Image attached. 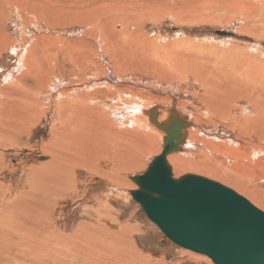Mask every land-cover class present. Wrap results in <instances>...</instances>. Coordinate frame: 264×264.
<instances>
[{"label": "bare ground", "instance_id": "bare-ground-1", "mask_svg": "<svg viewBox=\"0 0 264 264\" xmlns=\"http://www.w3.org/2000/svg\"><path fill=\"white\" fill-rule=\"evenodd\" d=\"M92 1H89L90 4L94 3ZM132 1L134 3L126 6L123 3H108L107 0H102L101 5L97 4L89 10H66L65 15H60L55 9L44 10L49 8L47 6H21L25 12L23 27L27 26L25 28L27 31L44 29L45 21L55 22L51 24L54 25V33L59 32L56 31L59 30L58 27L70 26H82L83 31H79V35L76 33V38L46 35L47 31H44V34L32 40L30 36L27 37L28 42H19L16 38H10L11 34L8 33L6 26L5 30L2 28L1 81L15 82L16 95L24 99L29 109L23 121L21 116L17 115L18 125L12 124L10 119L2 122L1 141L12 140L9 138L10 134H19L33 125L37 121L36 109L43 106L40 96H43L49 86H60L63 88L62 92H58L61 96L57 107L60 124L52 128L48 152L53 155L51 159L48 154L50 160L48 159L44 166L49 165L55 172L56 169L62 172L57 176L49 193L55 190L61 194L65 193L70 183H74L75 174H72V170L76 168L91 170L94 165H99V159L110 160L109 169L112 170L116 189L129 186L128 188L136 190L137 186L130 181L139 175L131 173L146 166L144 163L148 157L163 150L167 135L165 128L181 125L180 136L174 141L177 146L164 156L166 164L169 167L172 165V169L170 167L172 174L190 172L218 179L245 193L251 201L264 208V197H260L252 187L250 189L243 183L257 177L242 176L245 174L243 170L248 169L264 173V68L256 69L259 62L253 64L250 57L232 54L228 57L229 63L240 58L241 60L234 62H241L244 68L240 66L231 69L226 66L225 61L217 57L212 47L207 57L203 54L195 55L197 50L193 49L192 44H195L196 49L198 45L206 46L203 41L183 39L182 42L177 41L170 45L159 44L157 39L146 41L143 35L136 31L139 28L135 18L142 16L144 19L150 11L155 14L160 6L149 4L136 6L139 1L146 0ZM171 1L168 0L169 3ZM240 2L244 5L240 6ZM231 3L234 4L235 11H241L246 25L240 31L249 32L255 39H264V0H233ZM9 8L10 6H0V9H3L0 12V20L1 14H5ZM161 11H168L171 15L175 13L186 19L191 18L187 12L183 16L180 9L168 8ZM235 15L240 16V12ZM211 17L203 19H212ZM99 18L101 19L99 27L97 25V28L88 30V26ZM252 18L254 20L250 21ZM3 19V26L10 21L8 16ZM121 22L125 27L121 28ZM130 26L134 29L133 33L128 30ZM111 28L115 32H110ZM25 29L24 36L27 35ZM90 32L94 33L91 35ZM91 38H94V42ZM99 41H106L104 48L112 49L113 55H119L115 75L121 79L110 73L104 79L106 82L101 81L103 78L89 82L86 75H83L86 71L76 70L71 73L79 66L72 60L75 54H78V60L84 63L90 56L97 54L93 44ZM213 43L210 41L209 45ZM180 46L182 47L179 48ZM201 50L206 51V47H202ZM191 52H194V55ZM9 53L16 58L11 63H7ZM67 67L71 70H67ZM144 67L152 68L156 79L170 81L171 88L172 85L175 87L177 79L191 77L189 85L198 84V90L203 92L175 87L163 93L167 95L166 97H159L155 95L156 91L146 86L122 80L123 75L136 71L145 72ZM67 77H71L69 84H60L59 78L63 81ZM73 77L80 83H73L75 81ZM5 85L10 86L12 83ZM114 95L118 97L114 98ZM178 98L184 101H177ZM243 103L245 105L242 106ZM161 121L163 122L160 123ZM112 147L113 152L108 154L109 148ZM112 157L116 160H112ZM93 172L106 175V171L98 169L97 166H94ZM122 175H126V178ZM131 176L133 177L130 178ZM31 210H34L35 215L39 213L37 209ZM41 213L40 225L43 227L46 216ZM97 222L100 224V221ZM101 225L98 227L101 228ZM88 226L78 227L81 228L80 234L75 232L72 239L63 241V244L71 249V253L63 251L59 264H153V261H149L150 255L142 254L132 244L130 245V237L135 233L122 237L123 234L120 235L119 230L106 236L110 233L108 230L105 235L98 238H94V234L88 236V233L80 238L83 231H89L88 228L92 229L94 225ZM128 226L127 231L136 229V225ZM54 235L55 232H52L48 238L52 239ZM40 239L43 240L42 243L44 242V237H39L37 244ZM22 243L20 247L23 250L25 248ZM121 257L124 258L122 262ZM4 262L5 258L0 259V264ZM53 263L56 264L54 259Z\"/></svg>", "mask_w": 264, "mask_h": 264}, {"label": "rangeland", "instance_id": "rangeland-1", "mask_svg": "<svg viewBox=\"0 0 264 264\" xmlns=\"http://www.w3.org/2000/svg\"><path fill=\"white\" fill-rule=\"evenodd\" d=\"M89 1L92 0H46V2L44 0H4L5 4H3V0H0V6H10L5 14H1L0 31L2 28L5 30L6 26L8 33L11 34L10 38H16L19 42H28L27 37L30 36L32 40L34 37L44 34V31H47L45 33L46 35L56 34L59 37L76 38V33L79 35V31H83L82 26L58 27L59 30L56 31L60 33H54V25L51 24L55 22L47 23L45 21L43 23L45 26H43L44 29L38 28V31H27L28 29H25L27 26L23 27L25 12L21 6H47L49 8H45L44 10L48 11L49 9H55L60 15H65L66 10H89L97 6V4L101 5L102 3V0H93L92 2L94 3L91 4ZM166 1L168 2V0H146L143 2L139 1V4L136 5L147 6V4H149V6H160L155 14H153V11H150L149 15L144 17V19L142 16L135 18L137 19V26L139 28L136 31L140 32L146 41L157 39L159 44L163 43L164 45H170L177 41L182 42L183 39L189 41H203L206 46L198 45L196 49L195 44H192L193 49L197 50L195 55L200 56V54H203L207 57L210 55V47H212L217 57H220L221 61H225L226 66L231 69L240 66L244 68L241 62H234L235 60H241L240 58H236L229 63L228 57L232 56V54H235V56L250 57L253 60V64H256V61L259 62L257 64L258 68L256 69L264 68V39H255V36H251L249 32L240 31V29L243 30L246 25L243 22L241 11H235L233 9L234 4L231 3L233 0H172L170 3H166ZM107 2L116 4L123 3V5L126 6L134 3L132 0H107ZM239 5H244V3ZM258 5L261 6L260 4ZM67 6H79V8L71 9ZM168 8L180 9L183 16H185V12H187V15L191 16V18H198L191 19L187 17L188 19H186V17L177 16L175 13L171 15L168 14V11H161ZM2 10L3 9H0V12ZM239 12L240 16L237 17L235 13L238 14ZM7 16L10 21H7L3 26V18ZM203 17H211L212 19L204 20ZM100 20L99 18L98 21L91 23L90 26H88V30L99 27L98 24H100ZM180 20H184V22ZM253 20L254 18L250 21ZM122 22L120 23L121 28L125 27ZM23 29L26 30V36L23 35ZM128 30L131 33L134 32L132 26H130ZM217 30L226 31L232 33V35H217L215 33ZM94 32H90V34L92 35ZM110 32L115 31L111 28ZM23 37H25V39H23ZM91 39V41L94 42V38ZM210 41L214 42L213 45H209ZM105 44L106 41H99L95 43V45L93 44V48H95L94 50L97 51V54L90 56V59H87L84 63L79 61L78 54H75L72 60L75 64H79V66L77 67L78 69L76 68L71 73L76 70L86 71L83 75H86L89 82L101 78H103L101 80L102 82H106L104 79L110 73L116 77V63L119 62V55H113L112 49L106 50L104 48ZM181 47L182 46L179 48ZM202 47H206V51H202ZM105 52L109 57L106 56L107 54ZM191 54L194 55V52H191ZM124 55L125 53L123 56ZM7 56V63H11L16 59L12 57L10 53ZM92 61L93 64H91ZM234 63L235 65H233ZM0 69L2 68L0 67ZM66 69L71 70L70 67ZM144 69L145 72L136 71L132 74L123 75L122 80L136 82L139 85L146 86L156 91L155 95L166 97L167 95L163 93L170 90L171 82H164L156 79L152 68L144 67ZM1 78L2 77H0V126L5 119H10L12 124L18 125L16 122L17 115H20L23 121L24 115L27 114L29 107L27 108L23 98L16 95V83L11 80H6V82H4L5 84L12 83V85L6 86L1 81ZM73 78L75 79L73 83H77L78 79L76 77ZM190 78L191 77L185 76L181 79H177L174 86L181 90H197L199 93H202L203 90H198V84L190 83L189 85ZM59 80L61 82L60 84L67 85L71 81V77H67L63 81L60 78ZM78 83H80V81ZM175 87L172 85L171 89ZM46 91H44L43 96H40L43 106L38 110L36 109L35 119H37V121L33 125L29 126V124H27L29 127H27L26 131H21L19 134H10L9 138L12 140L5 139L2 142V138L0 137V259H6L4 264H11L12 262V264H17V262L18 264L24 262L25 264H54L53 259L56 264H59L63 251H65V253H71V249L63 244V241L65 242L68 239H72L76 234L75 232L80 234L81 228L78 227H89L88 225L94 226L92 229L91 227L88 228L89 231H83L80 238H83L87 233L88 236L94 234V238H98L100 235H105L108 230L110 233H107L106 236H110L119 230L121 231L119 234H123L122 237L130 233H135L130 237V245L132 244V246L142 254L150 255L151 260L149 261H153V264H213L210 258L182 248L171 242V240L161 232L157 225L147 218L140 204L132 198L130 192L135 189L132 187L128 188L129 186H123L120 189L115 188L112 170L109 169L110 160L108 161L106 159L107 161H101L99 159V165H94L97 166L98 169L106 171V175L105 173L104 175L94 173V166L91 168L92 171L76 168L72 170V174H75L73 176L75 185L74 183H70L69 189L65 190V193H62L63 195L57 190L49 193L51 190L50 188H53L57 176L62 172L57 169L55 172L53 167L44 165L50 160L48 154L51 159L53 155L48 152V142L51 137L52 128L60 124L57 115V107L61 96L58 92H62L63 88L54 85L49 86ZM146 92L148 93V91ZM117 97L118 95H114V98ZM45 99L46 101L44 102ZM178 100L184 101L182 99L180 100V98H178L177 101ZM243 105H245V103H243L242 106ZM162 122L163 121L160 123ZM1 134L0 131V135ZM161 150L159 153L151 155L146 159L144 163L146 166L144 165L139 168L137 172L134 171V173L132 172L131 174L140 175L144 173L153 157L158 156ZM109 152H113V147L109 148L108 154ZM112 160L116 159L112 157ZM170 167L172 169V165ZM243 172L245 174L242 176L248 178L257 177L253 180H248L247 183L241 181L248 188H253L258 192L260 197H264V173L250 169L243 170ZM184 174L192 173H173L172 177L178 178ZM195 175L230 187L238 194L244 196L261 211H264V208L251 201L249 196L238 191L236 188L206 175ZM122 176L126 178V175ZM132 177L133 176L130 178ZM130 182L134 186L136 185V189H138V185L133 180ZM54 188H56V186ZM31 209H37L39 213L42 211L46 216L43 227L40 225L42 222L41 215L39 216V213L35 215L34 210ZM99 218L101 219L99 220ZM97 221H100V224ZM100 225L101 228H99ZM128 225H136V229L127 231L126 227H129ZM52 232H55V235L54 238L50 239L48 236H50ZM117 236L119 235L117 234ZM39 237H44V242L42 243L43 240H41V238L37 244ZM21 243L25 248L23 250L20 247ZM78 249L80 250V247H78ZM2 256L3 258H1ZM123 260L124 258L121 257V262Z\"/></svg>", "mask_w": 264, "mask_h": 264}, {"label": "water", "instance_id": "water-1", "mask_svg": "<svg viewBox=\"0 0 264 264\" xmlns=\"http://www.w3.org/2000/svg\"><path fill=\"white\" fill-rule=\"evenodd\" d=\"M180 127L165 128L162 152L132 178L138 185L132 198L171 242L213 264H264V211L219 182L195 174L172 178L164 156L177 146Z\"/></svg>", "mask_w": 264, "mask_h": 264}]
</instances>
